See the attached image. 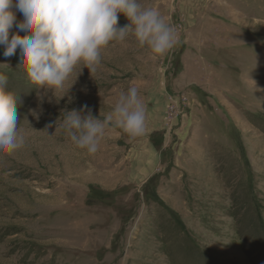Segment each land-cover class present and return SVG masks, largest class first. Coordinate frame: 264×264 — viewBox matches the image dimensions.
Segmentation results:
<instances>
[{
  "label": "rangeland",
  "instance_id": "rangeland-1",
  "mask_svg": "<svg viewBox=\"0 0 264 264\" xmlns=\"http://www.w3.org/2000/svg\"><path fill=\"white\" fill-rule=\"evenodd\" d=\"M138 3L179 45L154 59L129 34L55 94L0 45L25 136L0 151V264H264V0ZM130 87L147 136L108 127L95 156L78 149L68 112L104 121Z\"/></svg>",
  "mask_w": 264,
  "mask_h": 264
},
{
  "label": "clouds",
  "instance_id": "clouds-1",
  "mask_svg": "<svg viewBox=\"0 0 264 264\" xmlns=\"http://www.w3.org/2000/svg\"><path fill=\"white\" fill-rule=\"evenodd\" d=\"M17 12L22 13V22L17 20ZM121 14L129 21L124 27L118 26ZM14 27L17 31L10 38ZM129 34L154 59L165 57L180 43L176 28L157 9L143 8L138 0H0L4 56L10 58L20 49L21 64L29 65V78L38 96L41 90L63 91L84 68L91 75L97 73L102 52L124 45ZM77 69H81L79 74ZM7 85L8 77L0 74V151H15L25 145V136L19 127L18 99L5 90ZM68 113L63 121L66 135L89 156L100 150L108 127L122 130L133 142L148 134L147 109L136 87L120 94L113 113L104 121L94 117L86 105Z\"/></svg>",
  "mask_w": 264,
  "mask_h": 264
}]
</instances>
